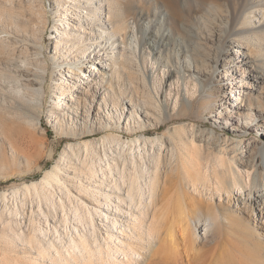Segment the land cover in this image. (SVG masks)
Instances as JSON below:
<instances>
[{
	"label": "rangeland",
	"instance_id": "1",
	"mask_svg": "<svg viewBox=\"0 0 264 264\" xmlns=\"http://www.w3.org/2000/svg\"><path fill=\"white\" fill-rule=\"evenodd\" d=\"M130 1L132 8L120 5L116 0H12L6 7H0L3 11L0 17V126L6 129L10 139L0 138V264H185L183 256L178 261L166 258L167 253L159 248L161 236L157 234L170 197L175 202L181 194L186 196L184 205L187 210L193 206L202 212L223 214L216 233L205 243L202 242L201 230L196 236H192V231H186L193 247L191 264H256L258 260L254 256L257 257L259 251L251 249V235L263 239L260 253L264 257V227L257 229L252 222V213L259 220L260 211L244 208L242 202L237 203L242 211L228 208L225 203L228 195L225 193L221 197L219 194L212 196L211 208L208 197L191 191V184L175 161L171 146L164 144L161 151L155 146L158 155L162 156L153 184L149 174L142 172V168H151L153 164L146 159L138 162L134 171L140 174L138 183L141 189L131 196L127 184H122L125 180L122 174L125 176L127 173H122V159L125 156L129 158L130 152L122 156L121 150L111 142L108 157H105L103 140L112 138L114 133L118 138L133 143L135 156L140 152L146 155L150 140L171 138L175 141L176 138L182 157L189 160L194 156L192 178L197 179V173L204 172L215 188L223 179L224 172L229 176L226 170L232 167L235 173L240 172L236 176L237 182L243 178V183L250 185L248 174L253 176L254 170L247 171L231 159L245 150V140H264V127L257 128L243 137V145L233 147L236 135L224 129L223 119H217L218 115L225 117L229 114L228 108L224 105L219 109L217 101L211 97L204 112L199 106L194 112H185L180 119L170 120L178 113L181 102L186 103L199 94V85L197 90L194 86L198 84L195 78L188 73H176L177 66L185 61L191 62L193 48L207 41L205 36L210 30H215L212 28H215L214 24L220 25L216 18L220 10L226 14L232 0H204L206 3L212 1L215 7H208L205 3L208 9L203 6L201 10L198 9L199 0H175L183 13L176 29L167 24L172 21V16L163 1ZM12 5L20 6L21 12L11 15L8 9H4H10ZM73 5L78 6L75 11ZM254 5V10L264 15V3L254 0ZM67 7L69 11L64 14ZM138 12H143V18L137 17ZM251 15L243 14L238 25L240 29H247V39L251 29L262 23L261 16L252 18ZM199 17L201 23L196 19ZM78 22L84 29L81 31L84 43L100 42L99 47L108 48L107 52L99 57L91 48L82 59L75 61L82 72L73 66L74 61L66 60L59 73L54 64L57 62L54 58L55 43L80 42L65 38L68 32L75 33ZM66 23H69L68 32L63 25ZM152 23L157 27H151ZM161 35H168L170 43L160 40ZM150 47L155 52L165 50L164 55L149 54ZM243 50L249 56H257L256 64L264 61L263 54L259 55L254 45H245ZM112 53L116 59L114 62L110 56ZM59 55L65 56L64 52ZM244 67L248 70L247 66ZM100 70L105 75H100ZM219 71L222 73L214 80L222 81L224 73L221 67ZM67 79L72 83L73 80L86 81V89L96 83L101 92L106 88L105 97L110 105L109 96H117L116 101L124 108L120 120L103 113V101L99 106L101 99H95L92 108H100L104 116L102 121L96 120L93 113L85 121L72 108L64 107L65 103L76 109V97L81 95L77 90L81 89L79 84L65 94L60 93L57 84ZM238 81L241 77L233 80V85ZM28 82L33 83L26 86ZM222 85L225 89L217 95L219 100L232 94L230 91L224 93L229 81H223ZM248 90L243 88L240 91ZM143 92L154 98L153 103L158 107L155 113L160 121L167 119L165 126L151 115L147 121L140 113L146 101L141 97ZM70 95L73 103L69 102ZM88 101H92L90 96ZM134 101L142 110L137 107L138 112L131 116ZM259 120L256 117L252 124ZM98 122H102L101 125ZM157 125L161 127L157 128ZM91 128L96 134L87 139V144L96 148L100 158L95 178L89 175L90 165L83 151L84 140L75 138L80 137L82 131L89 133ZM144 128H151L154 133L142 136ZM8 141L15 150H10ZM71 148L75 149L74 152ZM220 150L226 153L222 165ZM76 152L78 156H75ZM111 156L116 159V166L105 177L106 163ZM109 161L114 164L111 159ZM53 169L58 180H51L45 189L41 182ZM235 187L234 190L237 189ZM261 188L264 190V185ZM248 189L249 186L245 187L242 193L246 194ZM232 197L235 194L232 193ZM195 238L196 243L193 242Z\"/></svg>",
	"mask_w": 264,
	"mask_h": 264
},
{
	"label": "bare ground",
	"instance_id": "2",
	"mask_svg": "<svg viewBox=\"0 0 264 264\" xmlns=\"http://www.w3.org/2000/svg\"><path fill=\"white\" fill-rule=\"evenodd\" d=\"M116 1L120 5H123L125 7L127 6V8H132L133 6L130 0H126V2H124L123 0H116ZM161 1H163L166 4L172 16V21L167 22V24H169L173 29L178 28L176 23L178 21H181L183 13H181L182 11L179 10L178 7L176 6L177 3H175V0H161ZM11 2L12 0H0V7L1 8L6 7L5 5H7L8 3L11 4ZM199 2L200 4L198 5L199 7L198 9L201 10L202 7L205 6L206 2L204 0H199ZM261 2L264 3V0H261ZM212 4H213L212 1H209L206 3V6L208 5L209 7L211 5L215 7V5ZM228 6L229 8L227 7L228 9L226 14L225 11L224 14H222L221 12L223 11L220 10L221 11L220 15L216 17L217 21L220 22V25L214 24L215 28L214 27L212 28L215 30H210L209 33H207V35L205 36L204 40L205 41L207 40L209 42L206 41L204 43H199V45H195V47L193 48L194 52L192 51L193 52L192 56L190 57L189 55H186V57L191 58V62L185 61V63L183 62V64H181L179 67L177 66L176 73H180V74L188 73V76H190L191 78L192 77L195 78V81H197L198 84L194 86L197 90L199 85V94L196 97L187 100L186 103L181 102L178 113L175 114L174 116H171L170 120L180 119V116L185 114V112H194L199 106L201 107V111L204 112L207 109L208 105H210V101H209L210 97L215 98V101H217L219 109H223L225 105V108L226 109L228 108L229 114L225 115V117L224 116L222 117V115H218L217 119L218 118L223 119L222 124L224 125V129H228L233 135H236L235 137L236 140L233 144L234 145L233 147L243 145L245 141L247 142V144L245 145V150L239 152L240 156H238L237 158H233L231 160H235V162L237 161L238 165L243 169H246L247 171L249 169L254 170L253 176L248 174V178H251L250 179L251 184L250 185H248L249 183L244 184L243 178L241 176L240 178L242 179H240L241 181H239L238 183L236 180V176H238L237 174H239L240 172L235 173L236 171L232 167H229L226 170L229 176H225L226 173L224 172L223 179L220 182H217L215 188H213V185L210 184L209 179L208 177L205 176L204 172L202 173L201 171H199L197 173L198 178L197 179L192 178V170H194V165H195L193 158L194 156H190V158H188L189 160L184 159L180 153V150L178 151L179 148V147L177 148L178 144L175 143L177 142L176 138L175 141L174 139L171 140V138H168L166 140L162 138L150 140L149 146H147L146 155L140 152L138 153L137 156H135L136 147L132 148L133 143L126 142L118 138L114 133L112 135V138L107 137L106 140H103V144H104L103 150L105 157H108L107 150L111 149V145L109 144L113 142L116 145L114 146L121 150L122 156L125 155V153L130 152L129 158L128 157L126 158L125 156V158L122 159L124 162L122 173L127 171L125 176H123L122 174V178L123 179L125 178L122 184L123 185L127 184V191L131 196L132 193L134 192L139 193L141 189V185L138 183L140 174L134 171L138 162L142 161L143 159H146L149 163L153 164V167L151 168L147 169L146 166L142 168V172L149 174L151 184H153L157 176V171L162 156V155L161 156L158 155L157 149L160 150L164 146V144H167L168 147L171 146L172 153L176 155L175 161H177V164L182 168L184 172V177L187 180V182L191 184V191L193 193L198 192L199 194L208 197V201H210V203L209 202L208 203L211 206V208H213L212 207L213 204L211 202L212 196L215 194L216 195L219 194L218 196L221 197V195L225 193V196L226 194L228 195L226 199L227 202H225L227 203L228 208L234 207L237 210L239 208V210L242 211V209L237 205V203L242 202L244 208L249 207L251 208V210H253V212L254 210L255 211L259 210L261 213V218L258 220L256 215L252 213L253 214L252 222L257 229H260L261 227H264V190L261 188L264 185V140L262 141L260 139L251 138L244 141L243 137L249 135L250 130L255 131V129L257 128H259L260 130V128L264 127V61H261L259 64L258 63L256 64L255 61L257 60V56L255 55L254 57L249 56L248 54H246V52L243 49L245 48V45L248 44H250L251 46L254 45L256 47L257 53L259 55L263 54L264 56V15L261 14L260 11L254 10L255 8L254 0H232ZM20 8H21L20 6L12 5L10 9L9 8H4V9L5 10L8 9L11 15H15L21 12ZM67 8L68 9L63 11L64 14H66V12L69 11V7ZM77 8L78 6L73 5L74 11ZM215 10L216 9H214V12ZM2 12L3 11H0V17L2 15ZM105 12H106L105 14H107V11ZM243 14H252L251 15L252 18L255 17L259 18L260 16L262 17L261 25L255 26L254 28L251 29L250 32L251 34L249 35L248 39L245 37L247 34V29L238 28V25L241 22V18ZM137 17L140 19L143 18V12H138ZM196 19L197 21H199V23L202 22L200 17ZM118 22H122V21L119 20ZM68 24L69 23L63 24L64 26L66 25L65 29L67 32L69 29ZM76 26L78 28L77 30H75V33L70 34L68 32L65 38L68 37V38L78 39L80 40V42L73 41L70 44H66L60 41H56L55 43L54 50L56 57L54 58L55 60H57V62H54V64L56 65V68L58 70L57 72L59 73H61V69L65 64L66 60H69L71 62L74 61L73 66L77 67V69L82 72L81 67L75 61L82 59L86 54V52L91 48H94L93 52H96L99 57L104 56V53L107 52L108 48L103 49L99 47L101 45L100 42H96V43L94 42V44L86 45L83 39L84 36L81 34V31H84L82 25L80 24V22H78ZM151 27L156 28L157 24L152 23ZM199 37L201 38L203 37L202 33H200ZM160 40H163V42H166L167 44L170 43V37L168 35L167 36L161 35ZM60 52H64L65 56L63 57H61L60 55L57 56L58 53ZM164 52L165 50L162 51L159 50L158 52H155L153 47L152 48L150 47V50L148 51L149 54H155L159 56H163ZM110 56L112 57V61L114 62L116 60L114 58L115 55L112 53ZM65 57H67V59ZM87 57H90V55H88ZM67 65L68 68L70 69L72 68V66H70L68 62ZM244 66H247L248 70H245ZM220 67L222 68L224 73V76H221L222 81L218 80V78L217 80H214L216 75H218L219 77L220 73H222V71L221 72L219 71ZM257 68L261 70L258 71ZM240 73H243V75H241ZM99 74L105 75L103 70H100ZM75 75L79 79L80 78L82 79V77H80L78 74ZM89 77H92V75H89ZM240 77H241V81H238L233 85V80H235L236 78L240 79ZM223 81H229V86L228 88H226L224 93L227 94V92L230 91L232 94L231 96L228 95L227 99L225 98L226 97L225 96L224 98H222V100H219L217 95L220 93L222 89H225V87L222 85ZM84 82L86 81H83V83H81L80 81L76 82V80H73L72 83L67 79L64 80V82L57 84L61 94L67 93V91L72 90V88H77V84H79V86L81 87V89L80 88L77 89L80 91L81 95L79 97H76V102L74 103L76 109H74L71 105L70 106L66 105L65 103H64V107L72 108L73 109L72 111L79 116L81 115L83 117V120L85 119V121L88 120L91 113H93L96 120L102 121L104 116L101 114L100 108L99 109H96L94 107L92 108V102H94L95 99L97 100L101 99L100 100L101 103H99V106H101V104L104 103V109L101 106L103 113L106 115L107 114L113 115L112 117L113 119H115L114 117L116 118L118 117V119L120 120V114L121 115L124 114V108L121 105H119V103L117 102L118 97L117 96L115 97L114 94L113 96L112 95L109 96L112 104L110 105L107 102L108 101L107 97H105L106 95L105 93L108 92L106 88L104 92H101V89L97 88L96 86L97 83H96V85L92 86L91 88L89 86L86 89L87 86H84ZM32 83L33 82L31 83L28 82V84L26 83V86H30L32 85ZM243 88L249 90L246 92L240 91ZM233 89L235 90L239 89V90H237L238 92H236ZM137 91H139V89H137ZM141 95H142L141 97L146 98V101L144 103L145 104V107L143 108L144 110L141 111L140 113L144 115L147 121L150 120L149 115H151L155 117L157 122L158 121L162 122V124L165 126L167 119L165 120L163 119L160 121L159 115L155 113V110H157L158 107L155 105V103H153L154 98L147 92H143ZM88 96H90L92 101H88ZM71 98L72 96L70 95L69 102L71 101V103H73V100ZM134 102L132 105L133 110L131 112V116L136 115V113L138 112V110H136L137 107L141 108L142 110L140 104ZM253 111L255 112L254 114ZM254 117L259 118L260 119L259 122H261V124L259 122H258L259 124L258 123L252 124L253 122H255ZM132 119L134 121L133 117ZM101 123L102 122H98V124L100 125ZM140 127H142V124L140 125ZM160 127L161 126L157 125V128ZM143 131L144 132L142 133V136H150L154 133V130H152L151 128H144ZM94 133L96 134L93 128H91L89 133L88 131H82L81 134L79 135L80 137L75 136V138L84 140L83 151L85 154V160H87V164L90 165L89 175L92 178H95L96 174L99 172V170L96 168V164H97V160L100 159V158L98 159V151L96 150V148H90L89 145L87 144V139H89L91 135H95ZM0 138H5L7 140H10L6 129H4V127L1 126H0ZM156 142L159 143V145L156 144ZM8 143L10 150H15V147L12 145V143L10 141H8ZM142 143L143 146L146 145L145 140ZM155 146L157 149H155ZM141 147L142 145L140 144L139 149H141ZM71 150L74 152L75 149L71 148ZM77 150L78 152H80V149ZM218 153L220 157L219 158L221 163L220 165H222L226 159V153L222 152L221 150ZM162 154L163 156H165V152H163ZM75 156H78L77 152L75 153ZM109 159H111L114 162V164L110 162ZM126 161L128 162L127 166H125ZM106 166L108 169H107V173L104 174L105 177H107L108 174L111 173L113 166H116V159L112 156L108 158ZM55 168H58V166H55ZM51 180H58V174L54 169L52 170V172L48 174L47 178L43 182H41L43 188L46 189L47 188L46 186L49 185ZM248 186L249 189L247 190V193L243 194L242 191H244L245 187L248 188ZM234 187L237 189L234 190L233 189ZM153 191L154 188L152 189V192ZM232 193L235 194V197H232ZM185 198H186L185 194L183 195L181 194V196L178 197V199H176L175 202H173V198L170 197L168 203L166 204L167 209L165 211L162 223L159 225L157 229L158 230L157 234L161 236V244L159 248H163L164 249L163 252L167 253L168 257L166 258L168 259L172 258L174 261H178L179 258L183 256V258H185V262H186L185 264H191L192 261L191 248L193 249V247L191 246V243L187 239L186 231L187 230L192 231V236H196L197 231L201 230L203 235L202 242L205 243V241H209L210 236L216 233V229L220 223L221 218L223 217V214L217 211L214 214H212L210 211L202 212L198 210V208L194 209L193 206L191 209L187 210L188 208L186 209L184 205ZM78 234L83 239V236L81 235L80 231L78 232ZM251 238L252 240L250 242L249 241L246 242H249V244L252 246L251 249H253L254 252H256L257 250L259 251V252L257 251L258 252L256 254L257 257L254 256V258L258 260L256 264H264V257H262L260 253L263 250L261 244V240L263 239L262 238L260 239L259 237H255L253 235H251ZM194 241L196 243L197 239L195 238L193 242Z\"/></svg>",
	"mask_w": 264,
	"mask_h": 264
}]
</instances>
